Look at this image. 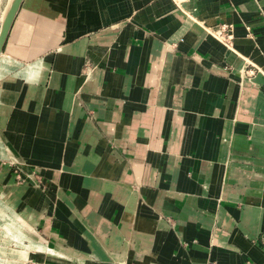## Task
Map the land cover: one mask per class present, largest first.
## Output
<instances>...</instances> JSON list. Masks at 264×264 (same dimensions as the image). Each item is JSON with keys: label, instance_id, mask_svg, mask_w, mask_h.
Here are the masks:
<instances>
[{"label": "crops", "instance_id": "1", "mask_svg": "<svg viewBox=\"0 0 264 264\" xmlns=\"http://www.w3.org/2000/svg\"><path fill=\"white\" fill-rule=\"evenodd\" d=\"M0 212L7 264H264V0H21Z\"/></svg>", "mask_w": 264, "mask_h": 264}, {"label": "rangeland", "instance_id": "2", "mask_svg": "<svg viewBox=\"0 0 264 264\" xmlns=\"http://www.w3.org/2000/svg\"><path fill=\"white\" fill-rule=\"evenodd\" d=\"M7 2L8 0H0V15L2 14ZM7 215L12 218L10 213H8ZM11 231L13 232V230H11V228L9 227L8 217L0 212V264L9 263L7 261H10V257L14 255L15 251L19 250L18 246L20 245V243L16 242L15 237H12V235L10 234ZM4 260L7 263H4Z\"/></svg>", "mask_w": 264, "mask_h": 264}, {"label": "water", "instance_id": "3", "mask_svg": "<svg viewBox=\"0 0 264 264\" xmlns=\"http://www.w3.org/2000/svg\"><path fill=\"white\" fill-rule=\"evenodd\" d=\"M21 0H8L0 18V53L11 21Z\"/></svg>", "mask_w": 264, "mask_h": 264}, {"label": "built area", "instance_id": "4", "mask_svg": "<svg viewBox=\"0 0 264 264\" xmlns=\"http://www.w3.org/2000/svg\"><path fill=\"white\" fill-rule=\"evenodd\" d=\"M178 2V0H173ZM227 25H221L219 26L218 30L215 32L213 35L217 40H219L223 45L226 47H229L230 45V40H231V35L226 32Z\"/></svg>", "mask_w": 264, "mask_h": 264}, {"label": "bare ground", "instance_id": "5", "mask_svg": "<svg viewBox=\"0 0 264 264\" xmlns=\"http://www.w3.org/2000/svg\"><path fill=\"white\" fill-rule=\"evenodd\" d=\"M8 219H10L11 223L14 225V232H10V234L15 237L16 239H18L19 242H22L23 241V237H21L19 231L16 229L17 228V225H16V222L11 218V217H8ZM27 247V246H26ZM26 252L25 251H22L21 255L25 254Z\"/></svg>", "mask_w": 264, "mask_h": 264}]
</instances>
